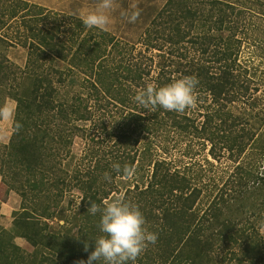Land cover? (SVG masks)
<instances>
[{"label":"trees","instance_id":"obj_1","mask_svg":"<svg viewBox=\"0 0 264 264\" xmlns=\"http://www.w3.org/2000/svg\"><path fill=\"white\" fill-rule=\"evenodd\" d=\"M78 17L0 0V108L17 103L0 175L22 198L13 229L0 225V264L86 261L101 235L88 208L116 197L138 205L158 234L134 264H264V109L258 69L243 58L248 41L264 42L254 37L264 0H166L136 42ZM14 46L28 50L24 67L8 57ZM183 77L198 81L195 108L134 101L149 84ZM76 136L86 142L80 157ZM182 142L184 156L200 145L234 170L216 180L208 158L172 154ZM75 191L81 201L56 230L51 210Z\"/></svg>","mask_w":264,"mask_h":264},{"label":"rangeland","instance_id":"obj_2","mask_svg":"<svg viewBox=\"0 0 264 264\" xmlns=\"http://www.w3.org/2000/svg\"><path fill=\"white\" fill-rule=\"evenodd\" d=\"M48 7L52 12H65L80 16L82 13L94 11L97 9L98 0H29ZM166 0H114V7L110 12L111 23L107 30L116 34L122 39L136 42L144 34L146 27L154 18L156 13L164 5ZM138 13L135 21L130 19L131 15ZM260 15V14H258ZM262 18V15L258 16ZM261 18H255L257 21H261L263 26H260L259 30H256L254 37H261L264 40V22ZM254 40V42H253ZM247 42L245 45V53L243 58H251L254 66L258 69L256 75L255 85H260L259 90L255 92L259 96V108L261 111L264 109V42L258 43L254 39ZM4 52V49H0ZM28 50L21 46L11 47L7 53L8 57L21 67L25 66L27 60ZM16 101L12 98H7L4 102V107L12 111L13 116L10 119H4L0 116V148L3 145L8 144L13 133V121L15 116ZM178 148H173L172 154L175 157H181L183 160L190 161L192 154H195L201 162L206 163L205 158H208L213 162L212 171L216 176V180L220 176H229L234 170L235 163L228 158H222L221 160L214 159L209 155V148L203 149L200 145H196L192 154L184 156V150L186 148L185 142H182ZM86 142L81 136H76L74 144L72 146L73 156L80 157L85 148ZM195 156L193 158H196ZM207 165V163L205 164ZM77 192H73L67 195L66 200L58 209H52L49 218L50 224L56 230H60V226L64 224L63 216H66L69 212L70 205L76 207V204L80 203L81 198ZM22 198L19 194L8 188L3 182L0 175V225L9 230L13 229V212L17 211L21 207ZM70 202V203H69ZM61 231V230H60ZM261 232L264 235V225L261 228ZM15 241L28 251L33 250V246L27 241L26 238L17 236Z\"/></svg>","mask_w":264,"mask_h":264},{"label":"clouds","instance_id":"obj_3","mask_svg":"<svg viewBox=\"0 0 264 264\" xmlns=\"http://www.w3.org/2000/svg\"><path fill=\"white\" fill-rule=\"evenodd\" d=\"M113 7L114 0H98L96 10L82 13L78 18L87 28L107 30L111 23L110 12ZM138 15L134 13L130 19L135 21ZM197 84L195 77H183L160 87L149 84L135 94L134 101L148 110L160 107L167 111L183 113L196 107L197 98L194 93ZM0 116L10 119L13 113L7 108H0ZM112 167L118 173L122 171L127 177H131L133 172L127 166L121 169L119 163L113 164ZM105 179L110 182L112 177L106 173ZM88 211L92 215L100 214L101 235L94 239L95 248L88 259L81 260L79 264H134L145 249L155 244L158 239V234L147 227L141 208L123 197L105 200L103 207L91 203ZM87 247L86 245V250Z\"/></svg>","mask_w":264,"mask_h":264}]
</instances>
